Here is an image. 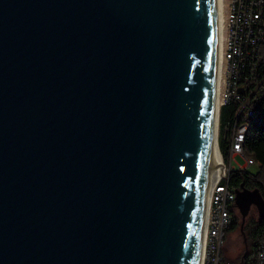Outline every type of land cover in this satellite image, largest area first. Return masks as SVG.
<instances>
[{"label":"water","instance_id":"obj_1","mask_svg":"<svg viewBox=\"0 0 264 264\" xmlns=\"http://www.w3.org/2000/svg\"><path fill=\"white\" fill-rule=\"evenodd\" d=\"M215 2L0 0V264H198Z\"/></svg>","mask_w":264,"mask_h":264},{"label":"built area","instance_id":"obj_2","mask_svg":"<svg viewBox=\"0 0 264 264\" xmlns=\"http://www.w3.org/2000/svg\"><path fill=\"white\" fill-rule=\"evenodd\" d=\"M224 37L221 58L220 107L233 102L237 111L231 123L225 125L228 142V166L213 185L206 225L204 255L201 264H235L222 256L225 230L232 223L235 190L227 183L231 169H246L255 162L244 156L243 145L248 119L253 117L252 99L264 86L257 79L259 48L264 40V0H223ZM242 88V91L239 89ZM245 159L243 167L231 165L235 156ZM222 157V156H221ZM256 264H264V245L259 246Z\"/></svg>","mask_w":264,"mask_h":264},{"label":"trees","instance_id":"obj_3","mask_svg":"<svg viewBox=\"0 0 264 264\" xmlns=\"http://www.w3.org/2000/svg\"><path fill=\"white\" fill-rule=\"evenodd\" d=\"M257 79L264 77V40L259 48V60L257 68ZM264 84V79H263ZM254 109L253 117L248 119V128L245 133L243 145L244 156L252 159L257 165V171L250 172L247 169H231L227 176L230 187L241 189H259L264 198V86L258 88V93L252 99ZM237 111L235 103L224 104L219 109L218 123V150L225 163L229 160L228 142L225 137V125L231 123ZM237 208L233 210L232 223L226 230L236 229L239 225L236 217ZM235 213V214H234ZM225 230V231H226ZM247 250L240 255V264H256L259 246L264 245V215L256 220H249L245 227ZM245 252V253H244ZM239 264V263H237Z\"/></svg>","mask_w":264,"mask_h":264},{"label":"bare ground","instance_id":"obj_4","mask_svg":"<svg viewBox=\"0 0 264 264\" xmlns=\"http://www.w3.org/2000/svg\"><path fill=\"white\" fill-rule=\"evenodd\" d=\"M214 28H215V65H214V87L212 91L211 101V126H210V151H209V181L205 194V208L200 223V240H199V253L198 264H201L204 255L206 225L208 218V210L210 203V195L213 185L222 174L224 170L222 164L221 153L218 150V123H219V109H220V91H221V72H222V42L224 37V23H223V0H216L215 2V15H214Z\"/></svg>","mask_w":264,"mask_h":264},{"label":"rangeland","instance_id":"obj_5","mask_svg":"<svg viewBox=\"0 0 264 264\" xmlns=\"http://www.w3.org/2000/svg\"><path fill=\"white\" fill-rule=\"evenodd\" d=\"M226 167L228 166V163H225ZM245 164V159L243 156L238 155L235 156L233 161L231 162V165L236 167H243ZM250 172L257 171V165L248 166L246 168ZM235 214V213H234ZM236 217L238 219L239 225L234 230L232 228L225 231V239L224 243L221 248L222 256L228 261H231L232 263H240L239 258L240 255L243 253V250H247V239H246V233H245V227L246 223L249 220H256L258 219V210L255 206H251L250 211L244 221H242L240 213L236 212ZM245 253V252H244Z\"/></svg>","mask_w":264,"mask_h":264}]
</instances>
